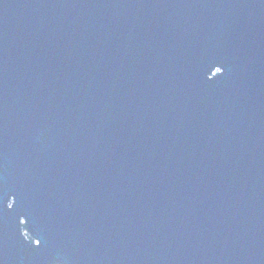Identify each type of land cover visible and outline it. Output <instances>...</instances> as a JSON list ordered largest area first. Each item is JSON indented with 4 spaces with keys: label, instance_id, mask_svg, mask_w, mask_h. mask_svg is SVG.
I'll list each match as a JSON object with an SVG mask.
<instances>
[{
    "label": "water",
    "instance_id": "95a60500",
    "mask_svg": "<svg viewBox=\"0 0 264 264\" xmlns=\"http://www.w3.org/2000/svg\"><path fill=\"white\" fill-rule=\"evenodd\" d=\"M0 264H264V0H0Z\"/></svg>",
    "mask_w": 264,
    "mask_h": 264
}]
</instances>
